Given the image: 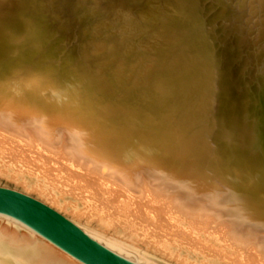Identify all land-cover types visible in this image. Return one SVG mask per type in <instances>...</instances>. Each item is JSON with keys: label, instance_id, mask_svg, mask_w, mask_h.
I'll list each match as a JSON object with an SVG mask.
<instances>
[{"label": "bare ground", "instance_id": "1", "mask_svg": "<svg viewBox=\"0 0 264 264\" xmlns=\"http://www.w3.org/2000/svg\"><path fill=\"white\" fill-rule=\"evenodd\" d=\"M0 172L116 252L264 264V0H0ZM1 219L0 264H82Z\"/></svg>", "mask_w": 264, "mask_h": 264}, {"label": "water", "instance_id": "2", "mask_svg": "<svg viewBox=\"0 0 264 264\" xmlns=\"http://www.w3.org/2000/svg\"><path fill=\"white\" fill-rule=\"evenodd\" d=\"M0 216L23 225L82 264H141L110 249L54 208L0 186Z\"/></svg>", "mask_w": 264, "mask_h": 264}, {"label": "rangeland", "instance_id": "3", "mask_svg": "<svg viewBox=\"0 0 264 264\" xmlns=\"http://www.w3.org/2000/svg\"><path fill=\"white\" fill-rule=\"evenodd\" d=\"M0 186H4V187H9V188H12V189H16L18 191H21L23 193H26L32 197H35L37 199H39L40 201L44 202L46 200V197L44 194L42 193H37L39 191H35L33 189H27L25 190V188L19 184L18 181H15V180H11L10 177H8L6 174H4L3 172H0ZM41 194V196L39 195ZM43 197V198H42ZM45 198V199H44ZM163 200V199H162ZM45 202H48L47 200ZM46 204V203H45ZM49 204L51 205V203L49 202ZM48 205V204H47ZM53 208H56V206L53 205ZM58 209V208H56ZM55 209V210H56ZM68 210V212L70 211L69 208H63V210L61 211V214L65 215L67 218L69 219H72L71 217V214L70 212L67 213L66 211ZM2 217L0 216V223H2L3 219H1ZM77 220V219H75ZM10 221V220H9ZM8 222V221H7ZM12 222V221H11ZM76 222V221H74ZM77 222H79L80 224V227L82 228H86L85 225H87V221L86 220H77ZM76 222V223H77ZM87 222V223H86ZM4 223V222H3ZM15 224V222H13ZM13 223H10L13 225ZM17 225V224H15ZM21 226V225H19ZM89 228H86L88 230H91V231H95V232H98L99 234L102 235V232L100 230V228L98 227V225H96V222L94 223H89ZM12 227V226H11ZM23 227V226H22ZM99 228V229H98ZM23 230V229H22ZM101 232V233H100ZM105 235V234H104ZM108 237V236H106ZM102 243V242H101ZM140 246H138L137 248H135V251L132 250V251H127V250H122L120 252V254L124 255L125 257H128L129 259L133 260V261H136L138 263H141V264H181L180 262L177 263L178 261L177 260H171V259H168L164 256H161V254L159 252H155L153 248H149V247H146V245L143 244V242H140V244H138ZM149 248V249H148ZM138 249V250H137ZM113 250V249H112ZM115 251V250H114ZM130 252V253H129ZM179 252V250H178ZM119 253V252H118ZM181 255H184V253L181 252ZM177 261V262H176ZM189 261H191L189 259Z\"/></svg>", "mask_w": 264, "mask_h": 264}]
</instances>
